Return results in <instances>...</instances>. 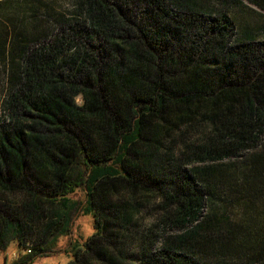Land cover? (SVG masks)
Returning <instances> with one entry per match:
<instances>
[{
	"label": "trees",
	"instance_id": "16d2710c",
	"mask_svg": "<svg viewBox=\"0 0 264 264\" xmlns=\"http://www.w3.org/2000/svg\"><path fill=\"white\" fill-rule=\"evenodd\" d=\"M65 1L0 0V251L80 212L68 264H264V26L229 16L264 0Z\"/></svg>",
	"mask_w": 264,
	"mask_h": 264
},
{
	"label": "rangeland",
	"instance_id": "374dc122",
	"mask_svg": "<svg viewBox=\"0 0 264 264\" xmlns=\"http://www.w3.org/2000/svg\"><path fill=\"white\" fill-rule=\"evenodd\" d=\"M56 1L55 4L49 5L51 11L55 14H63L64 18H72L71 15L72 7L65 0H53ZM230 17L235 19L238 23L239 21L248 24L249 26H255L261 28L264 26V12L258 10L254 6L250 5L246 1H242V7L238 5L237 8L232 9L229 13ZM256 40L264 41V32L260 31L257 33ZM1 94V93H0ZM3 100V95H0V123H3L7 120L5 113L2 111L1 102ZM80 104V99L78 98L76 101ZM75 200L79 202H83V194L82 192H77L72 196ZM207 208V207H206ZM206 212H210L209 207ZM157 219L156 212L150 207H141L135 212L133 217V224H135L136 228H134V235L136 238L140 237V235L146 233L149 229H151L152 224ZM136 230V231H135ZM93 230V221L90 215L83 216L80 212L74 214L72 220V226L70 234L65 236L58 237L56 246L53 247L52 251L48 255H39L36 256L32 263L30 264H68L73 256L70 253V243H77L78 245L84 243L90 236H92ZM177 234V232H171L169 235ZM132 236V235H130ZM135 240H131L127 248L130 250L133 248V244H135ZM162 245V240H159L156 244L157 247ZM129 252H133L132 250ZM19 256H22V250L20 251L15 242L10 243L4 251H0V264H14V260H16Z\"/></svg>",
	"mask_w": 264,
	"mask_h": 264
},
{
	"label": "built area",
	"instance_id": "2783aa9c",
	"mask_svg": "<svg viewBox=\"0 0 264 264\" xmlns=\"http://www.w3.org/2000/svg\"><path fill=\"white\" fill-rule=\"evenodd\" d=\"M30 251L28 249H26V254H28Z\"/></svg>",
	"mask_w": 264,
	"mask_h": 264
}]
</instances>
